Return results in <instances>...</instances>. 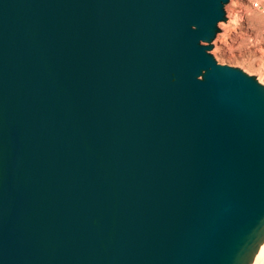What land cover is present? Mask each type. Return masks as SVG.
I'll return each instance as SVG.
<instances>
[{
  "label": "water",
  "instance_id": "obj_1",
  "mask_svg": "<svg viewBox=\"0 0 264 264\" xmlns=\"http://www.w3.org/2000/svg\"><path fill=\"white\" fill-rule=\"evenodd\" d=\"M230 0H0V264H252L264 85L210 53Z\"/></svg>",
  "mask_w": 264,
  "mask_h": 264
},
{
  "label": "rangeland",
  "instance_id": "obj_2",
  "mask_svg": "<svg viewBox=\"0 0 264 264\" xmlns=\"http://www.w3.org/2000/svg\"><path fill=\"white\" fill-rule=\"evenodd\" d=\"M256 2L260 8L252 9V3ZM226 13L228 19L221 23L227 24L230 21L232 30L224 47L215 53V41L222 32L220 30L210 53L218 63L240 68L248 75L256 76L259 69H264L261 58L264 49V0H230L226 5ZM228 13L232 18L230 20Z\"/></svg>",
  "mask_w": 264,
  "mask_h": 264
},
{
  "label": "bare ground",
  "instance_id": "obj_3",
  "mask_svg": "<svg viewBox=\"0 0 264 264\" xmlns=\"http://www.w3.org/2000/svg\"><path fill=\"white\" fill-rule=\"evenodd\" d=\"M228 17H229V20L232 19L231 18V15L229 13H228ZM231 25H232V23L230 21L227 24L226 23L225 24H222V23L219 24L220 30L222 32L220 33V35L218 36L217 40L215 41V50H214L215 53H217L219 50H221V48L224 47V45L226 44L227 37L229 36V34H230L231 30H232ZM237 39H239V38H237ZM261 58L264 61V49H262V56H261ZM261 64H263V63L261 62ZM255 77L259 81V83H261V84L264 85V69H262V68L259 69V71L257 72V74H256ZM252 264H264V242L260 246V248H259V250H258V252H257V254H256V256H255L254 261H253Z\"/></svg>",
  "mask_w": 264,
  "mask_h": 264
},
{
  "label": "built area",
  "instance_id": "obj_4",
  "mask_svg": "<svg viewBox=\"0 0 264 264\" xmlns=\"http://www.w3.org/2000/svg\"><path fill=\"white\" fill-rule=\"evenodd\" d=\"M253 5H252V9H259L260 8V5H259V3L258 2H256V3H252Z\"/></svg>",
  "mask_w": 264,
  "mask_h": 264
}]
</instances>
